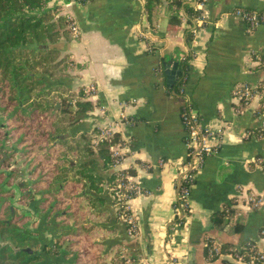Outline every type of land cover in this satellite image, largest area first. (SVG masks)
<instances>
[{
  "label": "crops",
  "instance_id": "0c3cea01",
  "mask_svg": "<svg viewBox=\"0 0 264 264\" xmlns=\"http://www.w3.org/2000/svg\"><path fill=\"white\" fill-rule=\"evenodd\" d=\"M60 1L59 14L71 17L77 27L69 40L64 36L58 40L59 51L69 61V74L61 81L72 91L82 89L81 98L92 103L87 113L74 115L70 129L77 132V139L78 133L91 135L119 121L118 139L126 145V154L117 170H133L134 180L150 192L131 201L137 233L124 234L110 212L109 222L98 223L112 231L107 239L121 242L122 256L141 264L230 261L227 255L208 257L207 236L215 238L225 254L221 247L225 242L239 247L251 240L264 247V203L251 209L236 197L239 186L256 193L264 190V171L256 162L264 157V133L257 132L264 119V101L256 94L240 107L233 96L239 85L264 79V24L251 28L231 13L236 7L262 10L264 0H207V20L190 41L186 17L180 12L181 24L173 25L167 0L156 3L150 19L146 0ZM164 17L167 24L161 30ZM185 56L190 65L185 90L203 124L221 138L217 150L197 170L188 200L190 212L178 224L173 216L174 180L185 160L186 132L180 120L182 100L169 94L161 64ZM76 151L71 164L95 157L80 148ZM87 170L99 177L98 185L110 197L106 178L112 169L97 159ZM225 205L234 212L218 232L211 216ZM113 208L106 200L100 209ZM236 222L242 224L238 233L233 231ZM40 238L52 240L45 231ZM49 258L53 264L61 262Z\"/></svg>",
  "mask_w": 264,
  "mask_h": 264
},
{
  "label": "trees",
  "instance_id": "16d2710c",
  "mask_svg": "<svg viewBox=\"0 0 264 264\" xmlns=\"http://www.w3.org/2000/svg\"><path fill=\"white\" fill-rule=\"evenodd\" d=\"M159 1L146 0L149 19ZM51 2L0 0V120L2 116H7L6 127L0 124V264H53L49 257L59 258L60 264H141L122 256L118 250L121 242L107 239V234L112 231L98 224L101 221L109 222L113 214L126 234L127 224L119 218L122 208L115 206L110 190L118 174L112 170L106 178L110 195L107 198L104 195L106 192L97 183L99 177L85 171L97 159L111 167L110 143L99 141L94 145L92 135L98 132L96 129L92 131L93 134L80 137L86 142L82 151L95 155L94 158L65 167L73 159L57 157L67 142L55 136V129L63 130L72 125L75 122L74 115L87 113L92 103L81 98L85 94L80 88L78 100L74 102V112L60 103V108L50 114L48 107L38 108L31 102L34 98L48 94H43L41 88L37 89L40 84L46 87H52L53 84L45 79L39 81L42 77L35 69L44 65L38 59L58 52L61 36L68 40L72 36L67 17L59 14V5L50 6ZM166 6L171 12L170 22L173 25L181 24L180 12L188 23H192L195 11L185 0H167ZM53 15L56 19H53ZM192 37L188 28L187 41ZM187 60L188 56H185L177 61L179 74L171 90L178 89L182 75L188 78L190 65ZM33 91L36 92L32 94ZM60 114L72 118L71 121L68 124H54ZM6 128L10 130V136L17 140V146L23 147L22 151L6 148L9 142L5 137L8 135ZM4 130L6 141L2 143ZM257 132L263 134L264 126H260ZM17 134H20V139ZM80 138L77 141H81ZM117 139L118 133L115 134ZM16 154L20 155L24 163L28 162L26 167L11 163ZM123 173L133 174L134 171L122 170L120 174ZM13 184L16 187H12ZM88 190L94 194L87 193ZM11 199H15V206ZM106 200L114 207L113 211L100 209L105 206ZM233 212L234 209L225 205L212 214L211 220L216 231H222L224 222ZM28 221L30 228L25 227ZM241 229L242 224L236 222L234 233ZM44 231L51 234L50 242L41 241L40 235ZM252 245L253 241L246 240L239 247L233 246L231 242H225L221 247L226 252L253 254L255 250ZM204 249L206 252V246ZM10 250L14 251L11 253ZM221 261L229 264L225 259Z\"/></svg>",
  "mask_w": 264,
  "mask_h": 264
},
{
  "label": "built area",
  "instance_id": "2783aa9c",
  "mask_svg": "<svg viewBox=\"0 0 264 264\" xmlns=\"http://www.w3.org/2000/svg\"><path fill=\"white\" fill-rule=\"evenodd\" d=\"M60 0L55 1L58 5ZM193 7L195 14L192 15V23H188V28L192 35L197 33L199 27L204 25L206 18L205 5L207 0H185ZM60 3V2H59ZM231 13L242 19L247 26L253 28L264 24V8L262 10L247 9L236 7ZM68 27L73 34L77 33V27L71 17H67ZM145 35V34H142ZM188 61V60H187ZM187 76L182 75L180 83L177 85L176 91L169 89V94L179 96L182 100L180 111V120L186 132L185 146L187 149L185 160L180 166L178 175L175 178V198L173 201L174 221L178 224L183 222L184 217L190 212L189 195L195 174L201 168L206 156L214 153L219 147L220 134L217 131L205 126L200 115L195 110L190 96L187 94L186 88ZM261 88V89H259ZM264 94V80L258 84L252 85L243 83L233 91V96L238 100V106H244L249 102L252 96ZM239 111V107H236ZM264 126V119L261 122ZM119 121H115L108 126L98 128V132L93 136L92 143L95 145L99 141H107L110 143L111 164L110 168L118 174L115 184L110 187L112 190L111 197L115 201V206L122 208L119 216L127 224V236H134L137 233V220L131 201L142 194H149L148 190H144L139 181L134 180L133 175L129 173L120 174L122 169H118L123 163L126 154V145L119 139L115 140V134L118 133ZM258 166L264 171V157L256 159ZM236 197L244 200L245 204L251 209H256L264 203V190L260 193L244 190L242 186L238 187ZM244 193V196L242 194ZM204 244L206 246L207 255L210 259H217L227 255L231 258L229 264H264V247H260L253 242V254H245L241 252H227L221 250L218 242L212 236H207ZM242 247L238 248L241 249Z\"/></svg>",
  "mask_w": 264,
  "mask_h": 264
},
{
  "label": "rangeland",
  "instance_id": "374dc122",
  "mask_svg": "<svg viewBox=\"0 0 264 264\" xmlns=\"http://www.w3.org/2000/svg\"><path fill=\"white\" fill-rule=\"evenodd\" d=\"M56 0H52L50 6H53V4H55ZM60 2V3H59ZM58 5H61L62 1H59ZM57 5V6H58ZM53 19H56V16L53 15ZM38 62H41L44 66L43 67H38L37 69H35V72L38 73V75H40L42 78L39 79V81H41L42 79L53 83L52 87H46L45 85L40 84L39 87L37 89H40L42 91H44L43 94L48 93L47 95H42L40 98H34L31 102L35 103V106H38V108H43V107H48L49 108V113H53L54 111L58 110L56 109L55 106H57V104L62 103L64 104V107L66 105L68 106H72L74 105V102L76 100H78V96L77 93L79 92L78 90L76 91H72V89L69 86H66V84H63L61 79L64 77H67L68 73V66H69V61L66 58V56H64L60 51L58 52H53V54H49L43 58H39ZM46 66V68H44ZM67 74V75H66ZM36 89V90H37ZM36 91H33L32 94H34ZM261 97H263V94L260 95ZM61 106V104H60ZM71 111V110H70ZM7 118V116H2L1 120H0V124L4 125V127H6V123H5V119ZM69 117L60 114L58 115V117H56V119L54 120V124H60L63 123L64 121L67 122L69 121ZM72 126V125H71ZM71 126L67 129H55V136L66 141L67 143L64 145V148H62L61 152L57 153V157L62 156L64 158L68 157L70 158V160H72L76 155H78V151H76L78 148H80V150L83 149L82 146H85L86 142L80 138L82 135H80V133L77 134V139H75L76 133L74 132L73 129H70ZM7 129V128H6ZM5 129V130H6ZM50 129H52L50 127ZM3 132L2 138H1V142L5 143L6 139L5 137L7 136V140H9V142L7 141L6 143V148L7 149H11L14 148L16 151H22L23 147H18L17 146V140L13 139L10 134L9 131L7 129V134L4 137L5 131ZM73 134V135H72ZM18 139H20V134L16 135ZM78 138H80L81 141H77ZM78 144V145H77ZM80 146V147H79ZM74 149V150H72ZM76 151V153H75ZM31 157H29L28 160H30ZM11 163L16 164V165H21L22 167H26L27 163H24V161L20 158L19 154H16L13 159L11 160ZM71 164V161H69L65 167H69V165ZM63 165V164H62ZM90 168V166H88L87 168H85V171H88L87 169ZM3 170H6L5 168H2ZM18 179H16L14 181V183L17 182ZM12 187H16L15 184L12 185ZM39 189H42V187H40ZM12 205L15 206V199H11ZM19 205V204H18ZM20 206V205H19ZM22 212L24 214L23 211H19ZM30 222L28 221V223L26 222L25 227L30 228L31 225L29 224ZM33 224V222H31ZM34 225V224H33ZM27 229V228H26ZM44 236L42 235L41 238H43ZM46 237V235H45ZM26 250H30V248L25 247ZM14 251V250H13ZM12 250H10L9 252H13Z\"/></svg>",
  "mask_w": 264,
  "mask_h": 264
},
{
  "label": "water",
  "instance_id": "95a60500",
  "mask_svg": "<svg viewBox=\"0 0 264 264\" xmlns=\"http://www.w3.org/2000/svg\"><path fill=\"white\" fill-rule=\"evenodd\" d=\"M166 24H167V18L164 17L163 19H161L160 29L165 30ZM161 66H162L161 72L166 76V85L171 87L174 83L175 75L179 74V70L177 69V62H174L173 64H169L166 61H162ZM55 107L60 108V104L58 103L57 106ZM65 108L73 112L76 110L75 105L72 106L66 105ZM27 251H31V250H27Z\"/></svg>",
  "mask_w": 264,
  "mask_h": 264
}]
</instances>
